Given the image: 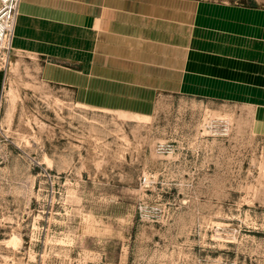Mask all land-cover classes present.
Here are the masks:
<instances>
[{"label":"rangeland","instance_id":"374dc122","mask_svg":"<svg viewBox=\"0 0 264 264\" xmlns=\"http://www.w3.org/2000/svg\"><path fill=\"white\" fill-rule=\"evenodd\" d=\"M0 76V264H264L249 110L161 96L149 118L96 111L5 50Z\"/></svg>","mask_w":264,"mask_h":264},{"label":"crops","instance_id":"0c3cea01","mask_svg":"<svg viewBox=\"0 0 264 264\" xmlns=\"http://www.w3.org/2000/svg\"><path fill=\"white\" fill-rule=\"evenodd\" d=\"M13 49L82 107L149 118L161 96L233 103L264 138V7L22 0ZM4 96L0 76V111Z\"/></svg>","mask_w":264,"mask_h":264},{"label":"built area","instance_id":"2783aa9c","mask_svg":"<svg viewBox=\"0 0 264 264\" xmlns=\"http://www.w3.org/2000/svg\"><path fill=\"white\" fill-rule=\"evenodd\" d=\"M21 2L22 0H0V50L15 52L13 40L20 16Z\"/></svg>","mask_w":264,"mask_h":264},{"label":"bare ground","instance_id":"6f19581e","mask_svg":"<svg viewBox=\"0 0 264 264\" xmlns=\"http://www.w3.org/2000/svg\"><path fill=\"white\" fill-rule=\"evenodd\" d=\"M5 97L9 98V99H14L13 90L12 89L11 90H7ZM20 243H21V239L18 236H13V238L8 242V244L10 246L12 245L14 247H18L20 245Z\"/></svg>","mask_w":264,"mask_h":264}]
</instances>
